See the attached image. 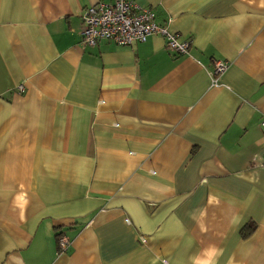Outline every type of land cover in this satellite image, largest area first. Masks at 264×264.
Segmentation results:
<instances>
[{
	"label": "crops",
	"instance_id": "obj_1",
	"mask_svg": "<svg viewBox=\"0 0 264 264\" xmlns=\"http://www.w3.org/2000/svg\"><path fill=\"white\" fill-rule=\"evenodd\" d=\"M112 1L0 0V264H264V0H134L180 55Z\"/></svg>",
	"mask_w": 264,
	"mask_h": 264
},
{
	"label": "built area",
	"instance_id": "obj_2",
	"mask_svg": "<svg viewBox=\"0 0 264 264\" xmlns=\"http://www.w3.org/2000/svg\"><path fill=\"white\" fill-rule=\"evenodd\" d=\"M154 12L143 7L134 0H113L111 3H97L88 6L82 13L80 41L83 45L95 46L99 41H109L117 45H128L133 42H143L150 35L162 34L165 46L173 53L180 55L188 52V39L178 40L175 34L168 32L164 26L156 24ZM212 83H216V76L223 73L228 64L221 60H214ZM20 92L22 85L17 86ZM264 129V118L260 121ZM264 166V163H262ZM60 245H65V239L60 238ZM142 241H144L142 239Z\"/></svg>",
	"mask_w": 264,
	"mask_h": 264
},
{
	"label": "trees",
	"instance_id": "obj_3",
	"mask_svg": "<svg viewBox=\"0 0 264 264\" xmlns=\"http://www.w3.org/2000/svg\"><path fill=\"white\" fill-rule=\"evenodd\" d=\"M249 228H250V229H253V228H254V225H253V224H250V225H249ZM57 235H58V234H57Z\"/></svg>",
	"mask_w": 264,
	"mask_h": 264
}]
</instances>
